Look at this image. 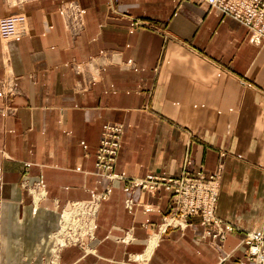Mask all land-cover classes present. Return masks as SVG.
<instances>
[{"label": "crops", "instance_id": "crops-1", "mask_svg": "<svg viewBox=\"0 0 264 264\" xmlns=\"http://www.w3.org/2000/svg\"><path fill=\"white\" fill-rule=\"evenodd\" d=\"M6 15L17 16L0 31V264H45L65 206L107 187L99 256L71 244L64 264H124L156 232L145 264H254L238 244L264 225V40L198 0H0ZM108 121L124 123L120 174L177 175L188 155L189 168L220 167L216 211L235 229L213 237L195 215L159 232L171 191L131 190L96 167Z\"/></svg>", "mask_w": 264, "mask_h": 264}, {"label": "built area", "instance_id": "built-area-1", "mask_svg": "<svg viewBox=\"0 0 264 264\" xmlns=\"http://www.w3.org/2000/svg\"><path fill=\"white\" fill-rule=\"evenodd\" d=\"M198 1L208 2L221 12L242 21L249 28L252 41L260 43L264 40V0ZM16 16L0 17V31L4 37L10 34ZM11 89L14 90V86ZM120 137L121 125L115 122L104 123L95 162L101 174L114 177L111 171L120 146ZM188 162L187 157L178 175H164L150 171L139 181L133 178V182L152 191L164 187L173 194L174 208L169 215H165L160 229L165 230L168 226H184L191 216L199 215L202 222L209 226L206 230L207 234L213 237H225L228 231L235 229V225L225 222L216 211L220 192V170L217 168V170L208 171L203 166L193 170L187 166ZM41 193H44L43 188ZM90 207L89 202L76 200L74 207L69 209L73 210L70 220L76 219L79 213L81 215L90 214ZM74 209L77 210L74 211ZM60 226L61 229L64 228L62 218ZM238 245L243 247L244 253L254 261V264H264V225L259 228L246 229ZM229 255L230 253L222 256L221 262ZM239 264L244 263L240 260Z\"/></svg>", "mask_w": 264, "mask_h": 264}, {"label": "rangeland", "instance_id": "rangeland-1", "mask_svg": "<svg viewBox=\"0 0 264 264\" xmlns=\"http://www.w3.org/2000/svg\"><path fill=\"white\" fill-rule=\"evenodd\" d=\"M250 36H251V34H250ZM13 92H16L15 86H14ZM108 122H115V123H118L119 125H121V137H120V146H119L118 153L116 156L115 164H114L112 171H111V173L114 174V177H110L106 174H105V176H107V178H109L111 180V183H114V181H116L117 179H121L124 182L125 186H127L129 189L133 190L135 187L140 186L138 184H134V182H133L134 179H136V181H139L148 172L144 176L137 177V176H130V175H126V174H120L116 171L117 157H118V154H119V151H120V148L122 145V141H123L124 123L121 121H108ZM97 149H98V147H97ZM96 154H97V151H96ZM187 157L189 158V161H190V155H188ZM218 166H220V165H218ZM198 167L199 166H195L194 168H191V169L195 170ZM217 168H219V170L221 171L220 167H217ZM217 168H216V170H217ZM43 186H44V184H41V186L34 188L33 190L39 191V190H41V188H44ZM162 188H164V187H162ZM164 189H166V188H164ZM166 190H168V189H166ZM43 194L44 193L38 192L37 195H39V198H40L41 196H43ZM109 195H110V189H109V187H107L104 190H102L101 192L96 193L92 199H80L82 201H85L86 203L89 202L91 204L90 214L81 215L79 213L77 215L78 217H76V219H74V220L72 219L69 221H67V220L64 221L63 218L65 216L63 215V212L65 209L66 210L72 209L74 207L76 200L71 201L68 206H65V208L62 210L61 217H60V219L62 218V224H64L63 225L64 228L62 230L60 228L61 226H59V228L57 230H55V232L53 233V235H54L53 244L51 245L50 254H49V257L46 260L45 264H64L62 261V249L65 246H68L69 244H72V243L78 245L83 250V254H88V253L94 254L95 253V254H97V256H99V254L96 251L97 250L96 245H92V241L96 237L95 225L98 222V214H99L100 204H101L102 200L108 198ZM39 198L37 197L36 201ZM125 203H126V206L129 210L133 209L134 200H133L132 196H128L125 200ZM169 213L166 215H169ZM168 218H170V217H168ZM168 227H182V225L168 226ZM182 228H185V225ZM257 228H259V227H257ZM132 229H133L132 227L125 229L124 234L117 236V239L122 240L123 242H126V243L130 242V240L134 237L132 235V233H133ZM251 229H253V228H251ZM60 230H62V231H60ZM160 230L161 229L159 228V232H160ZM60 237L62 238V240L58 239ZM156 237L159 238L158 232H156L155 235L153 236V238H151L149 245L147 246V248L144 251H142V252H129L128 260L123 261V263L124 264H133V261H135L137 258L139 260V264H145L147 262V260L149 259L151 253H153L152 252V250L154 248L153 246H155L157 240L159 241V239H157Z\"/></svg>", "mask_w": 264, "mask_h": 264}, {"label": "bare ground", "instance_id": "bare-ground-1", "mask_svg": "<svg viewBox=\"0 0 264 264\" xmlns=\"http://www.w3.org/2000/svg\"><path fill=\"white\" fill-rule=\"evenodd\" d=\"M75 210H77V209H74V211H75ZM72 211H73V210H71V211H70V210H66V209L64 210V212H63V215L65 216V217L63 218L64 221H66V220L68 221V220H70V219L72 218V213H71ZM63 225H64V224H63ZM185 226H186V224H185ZM182 227H183V226H182ZM62 230H63V228H62ZM62 230H60V231H62ZM161 230H162V229H161ZM161 230H160V231H161ZM58 232H59V231H58ZM156 238H157V237H156ZM58 239H61V240H62L61 237L58 238ZM157 239H158V238H157ZM72 244H73V243H72ZM69 245H71V244H69ZM150 245H151V244H150ZM153 247H154V246H153Z\"/></svg>", "mask_w": 264, "mask_h": 264}]
</instances>
